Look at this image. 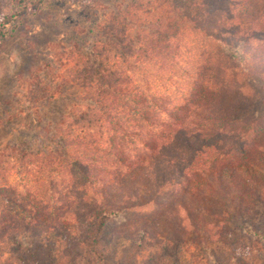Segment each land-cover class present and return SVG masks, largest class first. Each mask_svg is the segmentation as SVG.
Segmentation results:
<instances>
[{"label":"trees","instance_id":"16d2710c","mask_svg":"<svg viewBox=\"0 0 264 264\" xmlns=\"http://www.w3.org/2000/svg\"><path fill=\"white\" fill-rule=\"evenodd\" d=\"M92 32L0 118L49 106L61 85L83 90L60 121L0 150V264L84 249L137 264L127 243L177 248L189 233L236 264L230 226L264 254V219L248 221L264 207V0H123Z\"/></svg>","mask_w":264,"mask_h":264},{"label":"rangeland","instance_id":"374dc122","mask_svg":"<svg viewBox=\"0 0 264 264\" xmlns=\"http://www.w3.org/2000/svg\"><path fill=\"white\" fill-rule=\"evenodd\" d=\"M122 2L123 0H0V32L6 31L5 37L0 34V118L12 107L14 112H18L23 103L28 102L29 91L35 87L32 83L38 80L41 82L43 78H52L51 63L55 61L58 66L59 61H65L76 45L82 48L87 46L88 36L91 38L96 35L92 30L95 31L100 23L110 21L113 10ZM34 5H39L35 11ZM20 13L22 16L14 19L6 28L3 27L5 17ZM66 69L68 68H63L62 72ZM82 91L79 85H61L56 99L49 106L18 113L10 123L2 124L0 150L32 140L48 124L60 121L71 111ZM256 210L257 215L248 221L260 225L264 219V207ZM246 216L244 218L247 220ZM230 233L233 246L238 247L240 256L236 264H264V254L252 251L254 243L259 244L257 238L252 240L235 226L229 227L228 234ZM200 235L207 237L208 234L202 230ZM187 239L185 244L177 248L172 245L155 247L127 243L124 256L133 259L134 255L142 253L137 264L219 263L216 256L206 252L199 244L200 237L189 233ZM64 245L65 242L60 238V250H64ZM220 246L214 244L212 247L219 250ZM84 250L72 258L69 254H65L66 258L59 256V262L103 264L98 261L96 263V258ZM221 251L226 252L227 247H222L219 252ZM229 252L230 250L226 255L227 259ZM123 261L124 258H121V262Z\"/></svg>","mask_w":264,"mask_h":264}]
</instances>
